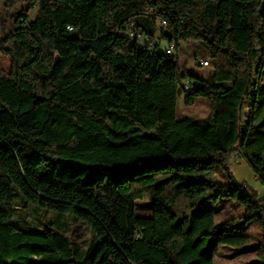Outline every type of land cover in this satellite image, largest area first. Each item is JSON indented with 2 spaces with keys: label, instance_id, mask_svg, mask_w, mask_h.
Instances as JSON below:
<instances>
[{
  "label": "trees",
  "instance_id": "1",
  "mask_svg": "<svg viewBox=\"0 0 264 264\" xmlns=\"http://www.w3.org/2000/svg\"><path fill=\"white\" fill-rule=\"evenodd\" d=\"M0 4L15 11L0 41V264H215L250 246L254 223L251 264H264V200L228 170L238 157L264 187V0ZM189 42L211 78L182 71ZM180 94L209 115L178 119ZM229 201L244 214L219 223ZM70 222L90 237L76 242Z\"/></svg>",
  "mask_w": 264,
  "mask_h": 264
},
{
  "label": "rangeland",
  "instance_id": "2",
  "mask_svg": "<svg viewBox=\"0 0 264 264\" xmlns=\"http://www.w3.org/2000/svg\"><path fill=\"white\" fill-rule=\"evenodd\" d=\"M26 4H22L17 10H25ZM27 10V9H26ZM15 12V11H14ZM13 11L4 10L0 4V41L3 40V34L6 28H11L13 24ZM36 14V7L29 13V18L34 19ZM156 36H160L161 28L157 22ZM193 43L181 44L177 50L176 55L179 58L180 66L183 72L194 73L197 76L205 79L211 78L213 73V66L210 57L207 54L201 53L197 50ZM9 47V46H7ZM202 60H209L207 66L201 64ZM0 70L9 74L11 71V60L9 57L0 54ZM209 104L207 100L198 98L192 104H186L183 96L180 94L177 103V117L183 119L185 117H193L195 119H204L209 115ZM229 172L233 175L237 184H244L247 187L248 194H256L259 199L264 200V187L258 182L250 167L245 161L235 158L230 160L228 165ZM218 177L222 176V171L218 172ZM152 210L149 203H138L136 207V215L141 218L151 217ZM244 208L234 202H221L217 206V220L219 223H226L236 221L242 218ZM72 229V237L78 243L87 240L90 233L85 226L79 222H70ZM246 234L251 237L250 246L243 250L238 248L222 247L216 256L215 264H251L256 261L257 255L256 247L262 240V231L259 226L254 223L244 228ZM244 232V233H245ZM242 250V251H241Z\"/></svg>",
  "mask_w": 264,
  "mask_h": 264
},
{
  "label": "built area",
  "instance_id": "3",
  "mask_svg": "<svg viewBox=\"0 0 264 264\" xmlns=\"http://www.w3.org/2000/svg\"><path fill=\"white\" fill-rule=\"evenodd\" d=\"M157 22L159 23L161 29L166 28V21L165 20L158 19ZM69 31H72V28H69ZM127 35L131 39L135 40L137 42V44L140 47H142L144 50L146 49V41H145L146 37L144 36L143 33H141L140 31L134 30L132 28H129L127 31ZM173 52H174L173 45H168V47L165 50V53L168 55H171ZM201 64L207 66L208 62L207 61H201ZM235 159L238 160V157H235ZM241 187L244 191H247V187L244 184H242Z\"/></svg>",
  "mask_w": 264,
  "mask_h": 264
}]
</instances>
